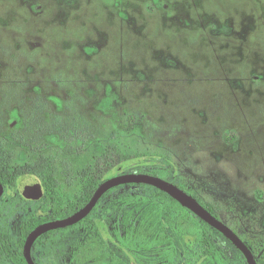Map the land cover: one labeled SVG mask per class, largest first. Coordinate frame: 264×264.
Here are the masks:
<instances>
[{
    "label": "rangeland",
    "instance_id": "374dc122",
    "mask_svg": "<svg viewBox=\"0 0 264 264\" xmlns=\"http://www.w3.org/2000/svg\"><path fill=\"white\" fill-rule=\"evenodd\" d=\"M0 138L23 161L57 153L63 186L133 139L257 250L264 0H0Z\"/></svg>",
    "mask_w": 264,
    "mask_h": 264
},
{
    "label": "trees",
    "instance_id": "16d2710c",
    "mask_svg": "<svg viewBox=\"0 0 264 264\" xmlns=\"http://www.w3.org/2000/svg\"><path fill=\"white\" fill-rule=\"evenodd\" d=\"M58 157L53 153L23 161L0 138V184L5 188L0 200V264H28L24 247L34 229L73 215L90 202L102 183L121 174L161 177L220 218L211 205L187 189L175 173L171 157L158 156L133 139L107 148L98 145L93 164L73 178L66 174L64 186L58 179ZM126 164L129 166L124 168ZM29 176L43 185L46 201H28L22 196L19 183ZM31 204L37 207L30 212ZM16 219L15 231L12 222ZM79 227L81 231L76 230ZM232 229L258 258L264 244L256 250ZM121 256L129 258L128 264H248L223 234L165 192L144 184L110 190L81 223L43 235L32 250L36 264H116Z\"/></svg>",
    "mask_w": 264,
    "mask_h": 264
},
{
    "label": "water",
    "instance_id": "95a60500",
    "mask_svg": "<svg viewBox=\"0 0 264 264\" xmlns=\"http://www.w3.org/2000/svg\"><path fill=\"white\" fill-rule=\"evenodd\" d=\"M131 184H144L165 192L205 223L223 234L225 238L228 239L245 257L248 264H258L257 258L244 240L230 226L203 206L195 197L188 194L178 185L161 177L142 173L121 174L108 179L99 186L90 202L84 208L65 219L44 223L34 229L29 234L24 247V257L27 263L36 264L32 257V249L35 242L40 237L49 232L66 229L81 223L91 214L106 193L117 187ZM4 192L5 188L0 184V200L4 195ZM24 194L28 199L39 200L42 198L43 191L40 181L38 179L33 180V182L28 185L26 191H24Z\"/></svg>",
    "mask_w": 264,
    "mask_h": 264
},
{
    "label": "flooded vegetation",
    "instance_id": "af4514ba",
    "mask_svg": "<svg viewBox=\"0 0 264 264\" xmlns=\"http://www.w3.org/2000/svg\"><path fill=\"white\" fill-rule=\"evenodd\" d=\"M41 186H42V191H43V196H42V198H40L39 200H33V199H28L26 196H25V194H24V192L22 191H20V193L22 194V196H24L25 198H26V200H28V201H33V202H36V201H40V200H44V201H46L44 198H45V195H46V192H45V189H44V187H43V185L41 184ZM4 194H5V192H4ZM4 196V195H3ZM2 199V198H1ZM36 243V242H35ZM35 245V244H34ZM34 247V246H33ZM33 250V249H32Z\"/></svg>",
    "mask_w": 264,
    "mask_h": 264
}]
</instances>
